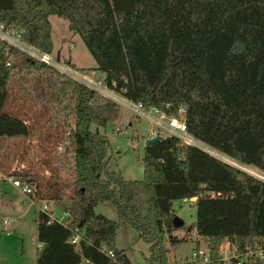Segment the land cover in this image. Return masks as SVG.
Here are the masks:
<instances>
[{"label": "trees", "instance_id": "trees-1", "mask_svg": "<svg viewBox=\"0 0 264 264\" xmlns=\"http://www.w3.org/2000/svg\"><path fill=\"white\" fill-rule=\"evenodd\" d=\"M48 14L78 35L107 87L166 114L182 106L190 135L264 174V0H0V24L46 52ZM0 77L15 81L30 106L37 101L34 113L45 116L30 132L47 137L58 128L64 154L51 159L45 177L8 173L28 184L34 201L67 212L59 222L36 212L33 264H110L100 244L130 264L112 243L125 225L147 243L142 264H168L164 241L183 239L172 233L183 224H171L170 202L191 195L188 229L204 239L213 264H222L225 238L239 252L261 244L264 180L172 136L142 146L141 177L125 179L106 166L104 133L89 127L116 117L113 101L1 41ZM101 201L111 204L114 219L93 212ZM243 264L264 258L251 255Z\"/></svg>", "mask_w": 264, "mask_h": 264}, {"label": "rangeland", "instance_id": "rangeland-1", "mask_svg": "<svg viewBox=\"0 0 264 264\" xmlns=\"http://www.w3.org/2000/svg\"><path fill=\"white\" fill-rule=\"evenodd\" d=\"M47 20L51 42L50 54L58 57L59 60L71 62L82 71L87 70L91 78L98 79L100 71L94 67V61L78 35L67 29L65 19L48 14ZM29 78L31 77L27 74V82L21 83L24 89L29 83ZM37 106V101L30 106L28 100L18 94L15 81L0 77V176L29 170L45 177L48 174L46 168L48 165L52 166L51 159L63 158L60 140L56 135L58 128L49 129L50 135L47 137L44 134L37 136L30 132L43 124L42 119L45 114L33 111ZM115 115L116 117L107 120L101 127L92 123L89 127L103 132L107 139V168L117 170L125 179L140 178L139 157L148 124L141 118L133 117L119 105L116 106ZM114 126L119 127L120 131H115ZM123 129L125 133L121 132ZM225 159L248 173L264 179V174L256 168L241 165L226 157ZM64 175L66 174L62 170L61 176ZM51 205L49 204V211L58 216L59 207ZM170 207L172 213L183 221V225L173 229L172 233L176 237L182 236L183 239L173 245L164 241L167 263L213 264L211 261L197 263L187 261L193 249L206 247L204 239L197 235L194 229H188V225L192 227L195 216L193 202L173 199ZM92 210L109 219L115 218L114 209L107 201L96 203ZM2 218L10 219V224L3 225ZM35 218L36 211L33 204L13 187L6 177H0V264H33L37 245ZM112 243L114 247L123 249L130 264H142L143 257L147 254V243L135 238L133 229L126 225L115 230ZM77 264H86L84 258H80ZM222 264L230 263L223 261Z\"/></svg>", "mask_w": 264, "mask_h": 264}, {"label": "built area", "instance_id": "built-area-1", "mask_svg": "<svg viewBox=\"0 0 264 264\" xmlns=\"http://www.w3.org/2000/svg\"><path fill=\"white\" fill-rule=\"evenodd\" d=\"M0 41L6 45L12 46L17 50L23 52L30 58L35 61L41 62L50 68L56 70L62 75L70 78L71 80L78 82L87 88L93 90L97 94L108 98L113 101L115 104L125 108L130 115L135 118H141L145 120L148 124L146 128V135L144 138L151 137L154 133L162 136H172L175 137L183 144H190L196 147H199L206 152L221 158L225 159V155L217 152L215 149L210 148L200 140L194 138L186 130L185 120L183 117V107L179 106L175 108L174 114H166L162 109L154 106H142L139 102L130 101L122 97L119 93L107 87L104 82L101 80V77L98 79L91 78L88 75V72L82 71L77 67L71 65L66 61L59 60L58 57L52 56L50 52L38 49L20 38V33L18 30L13 28L3 27L0 24ZM115 131H120V128L114 126ZM122 133L126 131L121 130ZM228 158V157H226ZM229 159V158H228ZM230 163V162H229ZM254 175V174H252ZM256 176V175H254ZM2 177H6V180L15 187L19 192L25 194L29 201L33 204L36 212H42L46 215L47 220H54L59 222L63 216L67 214L65 210H59V215L51 214L50 206L51 202L47 203L45 200L34 201L31 197H28L30 193V187L27 183L21 182L17 177H14L8 173L2 174ZM262 180L263 178L256 176ZM182 202H194L195 195L183 196L180 198ZM50 204V206H49ZM11 220L2 218L1 223L3 225L10 224ZM77 235L74 234L71 236V241L76 240ZM98 249L103 252L106 257L109 259L110 264H120L113 256L111 249L105 247L103 244H100ZM218 255L220 260L228 261L230 264H243L249 256L254 255L258 258H264V238L255 249H245L244 251H237L234 244L230 239L225 238L222 240L218 248ZM187 261L197 263V262H207L210 261L209 249L206 246L205 249L196 247L190 252L189 259Z\"/></svg>", "mask_w": 264, "mask_h": 264}, {"label": "water", "instance_id": "water-1", "mask_svg": "<svg viewBox=\"0 0 264 264\" xmlns=\"http://www.w3.org/2000/svg\"><path fill=\"white\" fill-rule=\"evenodd\" d=\"M160 138V135L154 133L151 137L144 138L142 141V146H146L149 143H152ZM170 222L174 227H179L183 224L181 218L177 217L176 215L172 214L170 217Z\"/></svg>", "mask_w": 264, "mask_h": 264}, {"label": "crops", "instance_id": "crops-1", "mask_svg": "<svg viewBox=\"0 0 264 264\" xmlns=\"http://www.w3.org/2000/svg\"><path fill=\"white\" fill-rule=\"evenodd\" d=\"M69 62V61H68ZM69 63H71V62H69ZM72 64V63H71ZM73 65V64H72ZM100 76H101V72H100V74H99ZM0 177H2V175L0 176ZM25 195V194H24ZM25 197L27 198V196L25 195ZM28 199V198H27ZM28 201H29V199H28ZM39 245H40V243L39 242H37V245H36V247H35V250L39 247ZM84 261H85V259H84ZM86 263V262H85Z\"/></svg>", "mask_w": 264, "mask_h": 264}]
</instances>
